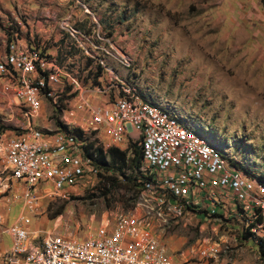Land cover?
Returning a JSON list of instances; mask_svg holds the SVG:
<instances>
[{"label": "built area", "instance_id": "2783aa9c", "mask_svg": "<svg viewBox=\"0 0 264 264\" xmlns=\"http://www.w3.org/2000/svg\"><path fill=\"white\" fill-rule=\"evenodd\" d=\"M101 21L84 0H67L47 34L50 49L40 48L44 38L22 45L14 33L8 54L0 57V73L15 98L9 109H19L24 132L2 129L0 118V186L23 185L26 208L40 191L66 197L91 168L83 144L97 139L104 149L141 150L137 212L104 219L93 234L79 237L33 235L22 211L6 227L10 247L0 264H176L153 225L197 210L218 223H243L242 235L258 245L264 264V182L238 169L188 123L143 99L128 76L131 59ZM90 61L100 68L95 84L79 74ZM46 101L60 110L56 127H40L38 120L48 117L42 112ZM99 136L110 142L100 143ZM210 241L199 246L200 255L219 251V242Z\"/></svg>", "mask_w": 264, "mask_h": 264}, {"label": "rangeland", "instance_id": "374dc122", "mask_svg": "<svg viewBox=\"0 0 264 264\" xmlns=\"http://www.w3.org/2000/svg\"><path fill=\"white\" fill-rule=\"evenodd\" d=\"M84 1L101 17L118 48L126 50L131 59L128 76L135 79L138 94L188 123L238 169L264 182V0ZM66 3L0 0V57L8 54L16 32L28 35V46L45 40L39 46L49 48L47 34L55 29ZM111 63L118 64L115 59ZM99 71L90 61L79 74L95 84ZM6 80L0 73L1 127L18 135L24 129L19 109H9L15 98ZM42 112L48 117L38 120L40 127L58 125L59 109L52 110L46 101ZM98 140L110 142L104 136ZM132 155L127 150V157ZM89 164L90 170L69 188V195L40 191L32 208L24 207L23 185L12 181L9 190H2L0 200L8 206L0 218V248L10 247L6 227L22 211L29 218L24 226L33 235L58 232L79 237L93 234L104 219L137 212L136 181L105 172L90 160ZM134 174L135 170L130 177ZM190 212L153 225L174 263L261 264L258 245L242 235L243 223H218L204 211ZM204 238L219 242V251L200 255L199 246L209 241Z\"/></svg>", "mask_w": 264, "mask_h": 264}, {"label": "trees", "instance_id": "16d2710c", "mask_svg": "<svg viewBox=\"0 0 264 264\" xmlns=\"http://www.w3.org/2000/svg\"><path fill=\"white\" fill-rule=\"evenodd\" d=\"M97 139L86 140L83 144V149L86 157L89 158L91 164L102 168L105 172L109 171L111 174H117L123 177L130 178L136 181V185L140 191L141 183L139 179V166L142 161V153L139 148L133 147L131 149L132 156L127 157V150H120L115 146H109L106 149L101 144L97 143ZM127 170H135V174L130 177L131 174H127ZM129 176V177H128ZM261 253L264 252L261 249Z\"/></svg>", "mask_w": 264, "mask_h": 264}, {"label": "crops", "instance_id": "0c3cea01", "mask_svg": "<svg viewBox=\"0 0 264 264\" xmlns=\"http://www.w3.org/2000/svg\"><path fill=\"white\" fill-rule=\"evenodd\" d=\"M16 34H17L16 39L22 45L26 42V40L29 39L28 35H25L24 36L21 32H16ZM13 35H12V37H13ZM6 179H7V177H4V180H6ZM2 190H4V187L3 186H0V192H2ZM4 196H6V195H4ZM7 206L8 205L5 203L4 200H0V218H1V220L4 219V216H5V213H6L5 208H7ZM1 234H3V233H1ZM4 234H6V233H4ZM8 247H9V245L6 246V247L4 245H2V247L0 248V250L2 249L1 252L3 250H6Z\"/></svg>", "mask_w": 264, "mask_h": 264}]
</instances>
